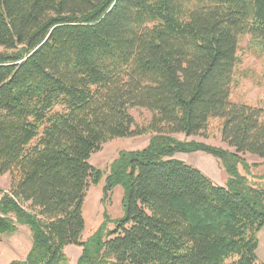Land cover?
<instances>
[{"label": "trees", "instance_id": "obj_1", "mask_svg": "<svg viewBox=\"0 0 264 264\" xmlns=\"http://www.w3.org/2000/svg\"><path fill=\"white\" fill-rule=\"evenodd\" d=\"M264 42V0H0V234L27 226L31 247L8 264H264V107L230 99L240 37ZM132 108L149 111L137 124ZM229 149L197 140L211 120ZM151 134L121 151L103 195L125 187L113 230L80 240L82 203L107 140ZM202 151L215 184L174 158Z\"/></svg>", "mask_w": 264, "mask_h": 264}, {"label": "rangeland", "instance_id": "obj_2", "mask_svg": "<svg viewBox=\"0 0 264 264\" xmlns=\"http://www.w3.org/2000/svg\"><path fill=\"white\" fill-rule=\"evenodd\" d=\"M239 63L234 72L231 85L230 99L232 101L246 102L259 107H264V42H257L249 35L240 37L237 51ZM137 124H144L150 117L149 111L143 108H132L130 110ZM151 135V134H150ZM149 134H142L133 137L113 138L104 142L101 148L93 152L88 162L102 172L98 183H89L82 203V216L84 228L80 235V240H87L95 231L103 230L107 233L113 230L118 220L125 215L123 198L125 187L121 184L115 185L108 195L104 197L103 186L105 177L110 172L112 162L118 157L121 151H131L144 148L149 141ZM178 139L197 140L217 147L231 150L221 141L220 125L217 119L210 121L208 128L203 135L185 137L183 134H174ZM174 158L192 165L199 169L215 184L225 186L228 175L221 166L220 161L211 154L196 152H176ZM244 163L238 165V171L246 175L251 182H258V178L264 173V157L251 154H242ZM9 175H0V190H8ZM17 233H9L7 245L0 243V264H8L13 258L22 259L28 251L31 243V233L26 226ZM15 236V237H14ZM261 238V251L264 253V230L259 235ZM21 252L20 254H15ZM82 248L78 245H65L63 252L67 256L70 264H76L77 258L81 254ZM263 255V254H262ZM264 256V255H263ZM262 256V257H263ZM261 257V256H260ZM264 259L261 258L260 261Z\"/></svg>", "mask_w": 264, "mask_h": 264}, {"label": "crops", "instance_id": "obj_3", "mask_svg": "<svg viewBox=\"0 0 264 264\" xmlns=\"http://www.w3.org/2000/svg\"><path fill=\"white\" fill-rule=\"evenodd\" d=\"M7 189L6 188H4V191H6ZM0 196H1V193H0ZM24 225H18L17 226V228L13 231V232H11V233H16L17 231L19 232L20 231V229H23L22 227H23ZM26 227V226H25ZM264 230V226L261 228V230L259 231V233H258V247H257V249H256V255H257V258L259 259V260H261V258L262 259H264V253L261 251V254L259 255V250H260V247H261V245H262V243H261V238H260V234H261V232ZM17 232V233H18ZM10 232H4V233H1L0 234V243L1 244H5V246L7 245L6 243H7V241H8V234H9ZM15 237V236H14ZM31 242H32V240H31ZM29 246L31 247V243L29 244ZM263 246H264V243H263ZM30 247L29 248H27V250L29 251V249H30ZM27 251V252H28ZM27 252L25 253V254H27ZM20 254L21 252H16L15 251V254ZM263 254V255H262ZM25 256L26 255H24V257L22 258V259H20V260H23L24 258H25ZM261 256V257H260ZM263 256V257H262ZM13 259H15V258H13ZM12 260V259H11ZM10 260V261H11ZM262 263H264V260H262L261 261Z\"/></svg>", "mask_w": 264, "mask_h": 264}]
</instances>
